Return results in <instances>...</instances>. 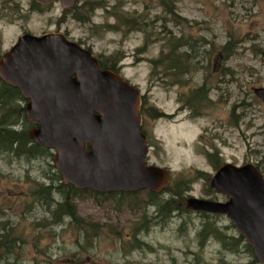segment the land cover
Wrapping results in <instances>:
<instances>
[{"label": "rangeland", "instance_id": "rangeland-1", "mask_svg": "<svg viewBox=\"0 0 264 264\" xmlns=\"http://www.w3.org/2000/svg\"><path fill=\"white\" fill-rule=\"evenodd\" d=\"M29 4L0 0V56L27 31L60 32L106 65L116 58L114 67L142 95L146 162L168 169L170 185L191 183L178 202L182 211L166 219L153 218L146 191L102 197L87 190L73 202L89 224L56 222L55 189L45 200L36 196L40 187L57 185L52 157L0 154V264H262L244 239L235 240L239 234L225 216L188 211L184 203L188 196L224 200L209 190L215 168L208 153L219 165L251 164L264 177V102L253 92L264 87V0H174L177 24L162 0H77L68 13L59 4L30 13ZM138 18L143 22L132 24ZM180 37L195 52L175 82L167 60L155 67L151 60ZM200 86L206 99L195 110L186 101ZM151 109L167 116L152 118Z\"/></svg>", "mask_w": 264, "mask_h": 264}, {"label": "water", "instance_id": "water-1", "mask_svg": "<svg viewBox=\"0 0 264 264\" xmlns=\"http://www.w3.org/2000/svg\"><path fill=\"white\" fill-rule=\"evenodd\" d=\"M61 1L72 7L76 0ZM220 59L217 55L216 67ZM0 79L27 99L24 117L35 125L29 136L52 151L63 184L102 193H160L168 186L169 170L145 160L139 89L101 69L89 50L61 33L23 34L1 55ZM253 91L264 102V87ZM209 185L227 200L191 196L185 208L225 215L264 264L263 175L251 164L224 163Z\"/></svg>", "mask_w": 264, "mask_h": 264}, {"label": "trees", "instance_id": "trees-1", "mask_svg": "<svg viewBox=\"0 0 264 264\" xmlns=\"http://www.w3.org/2000/svg\"><path fill=\"white\" fill-rule=\"evenodd\" d=\"M164 12H166L173 24H177L178 15L175 11L174 0H171V3H167L166 0H162ZM96 7V5L92 6ZM102 7H105L102 6ZM88 18V17H87ZM82 21L86 19L77 18ZM116 19L119 21L122 18L116 16ZM124 19V17H123ZM143 22L139 18L136 20H132V24H141ZM164 28V26H163ZM186 48L181 50L182 48ZM194 48L190 41L183 42L180 38H177L175 43H171V46L168 47L165 55L161 56L158 59L151 60L153 66H160L161 62L165 59L167 60V66L165 70L168 71V75H170L175 82H180L181 76L184 71H188L189 64L191 62V58H194ZM108 60V59H106ZM99 65L102 69H110L115 72L117 68L114 67L116 58L111 59V63L106 65L104 61L98 60ZM206 99V90L204 86H200L194 89L186 103L190 108L197 110L201 106L204 105V101ZM25 99L20 95V92L17 88L12 87L0 79V154L7 155L11 158L25 159L31 160L32 158L38 156H47L48 158L52 157V153L46 149L45 147L39 146L36 144L29 136V129L32 126L29 122H27L24 118V103ZM142 104V103H141ZM148 115L152 118H156L158 116H167L161 111H157L155 109L148 110ZM142 113V112H141ZM143 133L144 130L141 128ZM207 158L211 163L213 168H217L219 163L217 162V155L215 153H208ZM52 162V159H50ZM53 169L54 165L51 164ZM55 180L57 181V185H49L46 187H40L36 191V196L39 200H45L49 190L55 189V191L60 196V199L55 203L53 211L51 212V216L55 219L56 222H60L64 217H67L73 223L76 224H89L88 221H81L76 211V207L74 205L73 199L76 195L81 192L87 191L80 190L74 188L70 184H63L60 182L59 174L55 171ZM191 179L187 180H177L172 185H168V187L163 191L169 193V197L161 198L160 194H156L150 191H146V202L155 207V214L153 218H169L170 215L175 211H182V207L179 205V201L183 198V193L188 192L190 189ZM211 191V189H209ZM45 192V193H44ZM96 196H112V195H125L127 193L124 192H114V193H99L92 191ZM206 215L205 213H201ZM146 217V216H144ZM233 227V225L231 224ZM203 230H207L209 232V223L205 224ZM215 234L218 238L223 239V234L219 233L217 229H215ZM87 235V233H86ZM243 239L241 236H238L235 240L239 241ZM14 241V239H13ZM249 252L252 254L251 247L246 244ZM5 253V251L3 250ZM1 262V258H0Z\"/></svg>", "mask_w": 264, "mask_h": 264}, {"label": "flooded vegetation", "instance_id": "flooded-vegetation-1", "mask_svg": "<svg viewBox=\"0 0 264 264\" xmlns=\"http://www.w3.org/2000/svg\"><path fill=\"white\" fill-rule=\"evenodd\" d=\"M52 4H59V7L61 8V10H62V12H66V13H68V12H70L71 10H73L74 9V7H75V5H76V3L74 4V6H72V7H64L63 6V4H62V1L61 0H57V1H54V2H52L51 4H43V3H39L37 0H30V4H29V9H30V13H33V12H35V13H41L42 12V9L44 8V7H46V6H48V5H52ZM27 33H29V34H32V35H36V34H33V33H31V32H27V31H24V32H22L21 33V35H23V34H27ZM44 34V33H43ZM21 35H19V37L21 36ZM41 35V34H40ZM18 37V38H19ZM66 37V36H65ZM17 38V39H18ZM16 42H17V40H16ZM11 48V47H10ZM221 196V195H220ZM224 198V200H226L227 198L226 197H223ZM216 200V199H215ZM223 200V201H224Z\"/></svg>", "mask_w": 264, "mask_h": 264}]
</instances>
